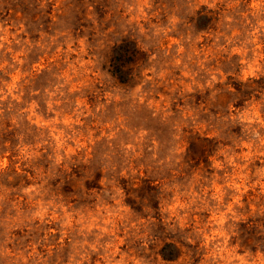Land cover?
Here are the masks:
<instances>
[{
	"label": "rangeland",
	"instance_id": "rangeland-1",
	"mask_svg": "<svg viewBox=\"0 0 264 264\" xmlns=\"http://www.w3.org/2000/svg\"><path fill=\"white\" fill-rule=\"evenodd\" d=\"M0 264H264V0H0Z\"/></svg>",
	"mask_w": 264,
	"mask_h": 264
},
{
	"label": "trees",
	"instance_id": "trees-1",
	"mask_svg": "<svg viewBox=\"0 0 264 264\" xmlns=\"http://www.w3.org/2000/svg\"><path fill=\"white\" fill-rule=\"evenodd\" d=\"M137 52V47L133 46L132 44H128V42L123 43L121 46L117 48L114 54V60H115V67L113 70V73L121 76L124 72V68L121 69L120 63L122 61L126 62V59L129 57V55L134 54Z\"/></svg>",
	"mask_w": 264,
	"mask_h": 264
}]
</instances>
